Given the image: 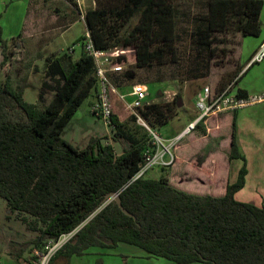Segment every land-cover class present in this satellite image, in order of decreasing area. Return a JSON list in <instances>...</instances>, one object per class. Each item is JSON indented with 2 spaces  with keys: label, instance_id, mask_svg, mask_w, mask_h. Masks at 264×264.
Here are the masks:
<instances>
[{
  "label": "trees",
  "instance_id": "trees-1",
  "mask_svg": "<svg viewBox=\"0 0 264 264\" xmlns=\"http://www.w3.org/2000/svg\"><path fill=\"white\" fill-rule=\"evenodd\" d=\"M68 1L77 8L75 0ZM177 2L95 0L93 7L85 9L83 20L96 47L130 48L135 64L142 67L178 60V42L186 32L180 28L182 16L186 20L192 16L187 33L195 52L194 68H203L204 73L216 59L228 55V44L238 42L237 33L258 35L261 30L262 0H206V9L193 13ZM135 14L136 22L129 25ZM0 47L3 65L8 59L6 40L0 38ZM72 53L46 56L39 95L46 90L52 95L41 110L23 98L22 85L13 86L9 76L0 78V197L35 232V248L82 223L60 250L80 254L92 245L114 247L126 242L141 247L148 256L177 263L264 264V204L234 195L244 185L247 172L237 140L236 110L230 123L228 158H240L242 163L222 194L188 190L185 181L182 186L170 182L171 171L166 166L176 165L178 143L173 160L160 166L158 176L146 171L131 179L144 162L148 138L130 130L113 112L112 128L128 142L120 152L99 138L91 137L80 148L61 136L92 89L97 96L92 55L83 45L78 57ZM128 54L116 55L115 62L124 65ZM123 73L129 77L131 69ZM218 85L210 88L212 94L227 86L222 80ZM237 89L239 96L247 95ZM178 96L149 101L137 111L149 124H162L174 115ZM131 117L136 120L133 112ZM195 127L203 133L210 130L200 121ZM112 191L119 193L121 205L133 215L124 212L115 198L104 202Z\"/></svg>",
  "mask_w": 264,
  "mask_h": 264
},
{
  "label": "rangeland",
  "instance_id": "rangeland-1",
  "mask_svg": "<svg viewBox=\"0 0 264 264\" xmlns=\"http://www.w3.org/2000/svg\"><path fill=\"white\" fill-rule=\"evenodd\" d=\"M67 1L63 0L62 6H59L62 8H59L58 12L61 11L63 13L62 18L64 20H68L66 16H75L76 19L69 26L58 27L59 24L52 26L56 20L53 19V9L50 6L48 8L49 14H45L39 24L29 25L32 30L31 37L22 40L21 48L15 49L17 41L11 40L7 44L6 51L9 54V59L12 55L15 56V59L10 60L11 63H8V66L3 70L4 72L8 70L10 83L13 86H23V98L34 103L39 110L44 107L52 95L50 90H46L41 96L39 95L41 82L45 79L43 68L46 59L44 60L43 55L51 57L61 52H72V46L74 47L72 57H78L80 53L78 40L86 30L84 20L78 15L76 7L68 1L70 5ZM75 1L78 4V0ZM83 2L81 3L83 10L87 6L93 5L92 0H84ZM57 4L59 3H55V5ZM183 5L188 6L190 11L202 8V5L197 0H192L191 3ZM137 18V14L133 15L129 20V25L134 24ZM190 25L191 21L183 18L180 28L186 30V32L182 34L178 42L177 61L163 64L153 63L150 66L141 67L135 64L132 49L119 46L111 51L113 54L129 53L123 65V71L131 69V76L130 79L124 77L120 81L122 84H130L134 81L143 82L147 88L148 97L160 102L167 99L172 100L177 93L180 94V103H176L174 115L169 117L166 122L151 125L144 119L165 142L177 136L189 124V121L196 116L195 96L199 88L208 85L213 90L215 87H219L218 83L221 80L226 81V85H228L231 81L230 78L235 75V62L238 58L236 51L239 42L229 43L230 52H228V55L223 59H216V63L211 65L208 73H204L203 68H194L196 64V58L193 57L195 52L192 50V42L187 33L191 27ZM40 30L44 31L41 35L42 37H40ZM239 37V33L234 36L238 41ZM32 38H34V41ZM243 38L246 43L244 52H246L247 47H250V45H247L253 42L255 37L247 35ZM39 43L42 45V52L35 54L36 52H33L32 48ZM251 66L249 75H253L259 70H264V58L254 62ZM3 70L1 69L0 71L1 79L5 77ZM163 83L166 84L165 87L173 88L174 90L168 93L169 96L166 95V98L161 96L163 93H158L161 88L165 89V87L163 88ZM232 86L234 87V83ZM94 98L95 91L92 89L63 128L61 136L80 148L84 147L91 137L99 138L101 142H110L117 152L122 151L128 146V142L115 133L113 126L106 125L102 117L91 111V102ZM236 111L237 121L241 125L238 128L240 135L238 139H240V146L245 153L251 172L249 177L245 179L246 184L237 190L235 197L243 201L264 204V102L246 104ZM233 112V110H230L219 114V120L216 124H214L215 122L208 123L210 129L208 132L203 133L200 128L196 127L186 133L185 131L183 132V136L178 141L179 146L176 148L178 155L176 165L174 163L172 166L171 164L166 166L171 171V183L182 186L181 181L190 180L197 174L202 181L209 179L207 190L212 189L217 192L220 185L225 184L226 176H228L229 181L235 180L242 160L240 158L232 160L228 158L230 123ZM131 113V110L126 109L124 111L125 115L121 114L123 118L127 115L123 119L126 122V126L130 130L135 131L136 134H144L146 138L150 137L147 128L141 126L142 124L138 120L130 118ZM123 128L127 129L124 124ZM200 157H202V161L199 162ZM159 173V165L153 166L147 171L150 176H158ZM193 181L199 184L198 180ZM7 213L11 214L10 219L6 217ZM12 213L7 207L5 199L0 197V226L3 228L2 231L9 233L6 229H10V226L17 228L22 226L21 233L18 232L16 235L19 238L35 234L33 230L27 228L20 219L14 216V212ZM110 250L111 252H109L112 254L107 255L106 264H206L203 262L177 263L165 257L148 256L141 247L126 242H118Z\"/></svg>",
  "mask_w": 264,
  "mask_h": 264
},
{
  "label": "crops",
  "instance_id": "crops-1",
  "mask_svg": "<svg viewBox=\"0 0 264 264\" xmlns=\"http://www.w3.org/2000/svg\"><path fill=\"white\" fill-rule=\"evenodd\" d=\"M83 1L84 0H78V4H77V8H76L78 15L82 19H83V13L85 11V9L83 10V8H82L83 6H81V3ZM92 1H93V5H89L86 8L93 7L95 5V1L94 0H92ZM262 1H263V5H262L260 13H259V19L261 21V30H260L258 35L246 34V35L239 37V41H238L239 43L237 46L238 49L236 51L238 60L236 59V62H235L236 63V68L234 69L235 75L231 79V81H234V87L242 88L247 94L264 90V70H259L257 73H255L253 75H249V71L252 67L251 65L254 62L248 64L251 56L253 55V53L257 49L258 45L264 39V0H262ZM191 2H192V0H178L177 3L180 6L187 8L190 11L189 7L185 6L183 4H189ZM197 2H199V4L202 5V8H198L197 10H199V9L205 10L206 9V0H197ZM55 3H59V4L55 5ZM62 3H63V0H0V38L6 40L7 44H9L11 40L17 41L16 42L17 43L16 48L15 47L14 48L16 50H18L19 48H21L22 40L25 38L29 39L31 37V31L32 30H31V28H29V25L31 26L32 24H37V23L39 24L40 20L45 17V14L46 15L49 14L48 8L50 6L53 9V19L56 20L53 22L52 26H54L55 24H59L58 27L69 26L72 22V19H70L72 17V15H70L68 17L66 16V18H68V20H64L62 18L63 13L61 11L58 12L59 8H62V7H59V6H62ZM193 12L194 11H190V13H193ZM182 17L185 18L184 16H182ZM74 18H75V16H74ZM191 19H192V16H190V21H191ZM182 21L183 20H181V22ZM39 32L41 33L40 37H42L41 35L44 31L40 30ZM247 35H251V36L255 37V39L253 40V42H250V44L247 45V46L250 45V47H247V49H246L247 51L244 52L245 47H246V43H245V40L243 37H246ZM32 40L34 41V38H32ZM40 44L41 43L33 46L32 50H33V52H36L35 54H37V52H42V49H41L42 45H40ZM72 52H74V51H72ZM46 56L47 55H43L44 60H45ZM2 57H3V54L1 52V47H0V71H1V69L3 70L4 68H6V66H8V63H11L10 60L15 59V56H13V55L9 59V54H8V59L4 62L3 65H1ZM255 62H258V61H255ZM7 69H9V67H7ZM44 70H45V68H43V73H44ZM6 71L7 72H4V70H3V72L5 73V77L9 76L8 70H6ZM123 72H124L123 70L110 72L111 81H112L113 85L115 86V91H113V93H111L113 113L116 115V117L120 121H122L123 119H125L127 117V115H126L123 118L121 114H124V111L126 109H128L127 103H129L133 98V95L131 94V85L135 82H140V81H134L130 84L129 83H123L122 84L120 81L125 77ZM247 74L249 75V77ZM130 76L125 77V78L130 79ZM165 86H166V84L163 83V88ZM202 88H199L198 90H200ZM172 91H174L173 88L165 87V89L161 88V90H158V93L159 94L163 93V95H161V96H164L166 98V95H168V93H170ZM126 98H129V99H126ZM146 98H148L151 101H155V100H152L148 97V92H147ZM167 100H169V99H167ZM92 102H91V104H92ZM262 102H264V99L257 101L255 103H262ZM239 108H241V107H239ZM239 108H236L233 110H238ZM227 111H230V110H227ZM227 111H222V112H220L214 116L209 117L208 122H207V126H208L209 122H212V123L215 122L214 124H216L219 120L218 119L219 114H221L223 112H227ZM236 113H237V111H236ZM196 115H197V113H196ZM121 117H122V120H121ZM122 122H125V120H123ZM236 123H237V140H238L239 148H240L241 152L245 155L242 147L240 146V143H241L240 139H238V136L240 137L238 128L241 127V125L237 121V114H236ZM125 124H126V122H125ZM185 128L181 132H183L185 130ZM246 164H247V172L245 175V179L249 177L250 172H251L249 163L247 161H246ZM173 172L175 173V171H173ZM193 180H198L199 184H197ZM228 180H229V178H228V176H226L225 184L220 185L219 191L214 192L211 188H209L211 190H207V188H208L207 184H208L209 179L202 181L201 178L199 177V175L196 174L195 176L192 177V179L185 180V187L184 188L191 190V191H205V192H210L212 194H222L225 190V185H226ZM245 184H246V182L244 183V185ZM6 217L8 219H10L11 214L7 213ZM2 229L3 228L0 226V264H32L33 251L35 248V246L32 242V238L34 235L32 234L29 237H24V238H22V237L19 238L18 236H16L18 234V232L21 233L22 226H21V228L10 226V229H6L7 231H9V233L2 231ZM110 248H112V247H100V246L92 245V246L85 248L84 251L80 254L70 253L67 248H63L62 250H59L55 254V256L52 258L50 264H106L107 263V258H106L107 255L112 254V253H110L111 252Z\"/></svg>",
  "mask_w": 264,
  "mask_h": 264
},
{
  "label": "built area",
  "instance_id": "built-area-1",
  "mask_svg": "<svg viewBox=\"0 0 264 264\" xmlns=\"http://www.w3.org/2000/svg\"><path fill=\"white\" fill-rule=\"evenodd\" d=\"M82 40L78 41L79 45L88 54H91L95 62V74L98 81L96 99L92 104V110L101 115L106 125L112 126L111 114L113 106L111 101V93L115 91L110 72L123 70V64L115 62V56L109 49L98 48L94 45L88 29L84 32ZM74 49V47L71 46ZM123 53V52H122ZM121 54V53H120ZM264 57V39L260 42L257 49L250 58L248 64L260 61ZM231 81L224 89L217 94H212L208 85L203 86L195 96V108L197 110L196 117L189 122L185 128V133L194 128L196 122H202L207 125L209 117L214 116L222 111L233 110L246 104H251L264 99V90L259 92L248 93L246 96H239L237 87H233ZM147 88L143 82H135L131 85L132 100L127 103V108L136 115L138 120L145 128L149 130L150 137L146 140L143 150L144 162L135 172L131 179L142 175L153 166L168 165L173 160V148L177 145L183 132L179 133L172 139L165 142L161 136L154 131L138 113V107H142L144 103H149L147 97ZM82 225L79 224L69 231L60 233L55 238L47 239L40 247L34 248L32 264H49L51 258L69 241L75 232Z\"/></svg>",
  "mask_w": 264,
  "mask_h": 264
},
{
  "label": "water",
  "instance_id": "water-1",
  "mask_svg": "<svg viewBox=\"0 0 264 264\" xmlns=\"http://www.w3.org/2000/svg\"><path fill=\"white\" fill-rule=\"evenodd\" d=\"M179 100H180V96L177 97V102H178V104L180 103ZM111 198H115V200L119 203V205L121 206V208H122V210H123L124 212H126V213H128V214H130V215H133L131 212H129L128 210H126L125 207H123V206L121 205V203H120V196H119V193H118L117 191H112V192L108 193V194L105 196V201H104V202L108 201V200L111 199Z\"/></svg>",
  "mask_w": 264,
  "mask_h": 264
}]
</instances>
